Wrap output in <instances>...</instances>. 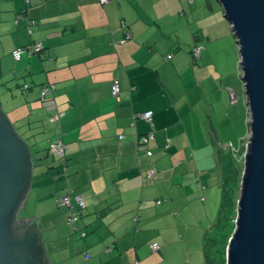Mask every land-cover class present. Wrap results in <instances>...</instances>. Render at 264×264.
<instances>
[{
    "label": "crops",
    "instance_id": "obj_1",
    "mask_svg": "<svg viewBox=\"0 0 264 264\" xmlns=\"http://www.w3.org/2000/svg\"><path fill=\"white\" fill-rule=\"evenodd\" d=\"M204 1L206 6L194 0L196 9H190L186 0H0V37H7L5 43L0 41V95L21 87L29 103L21 101L8 116L30 131L40 118L59 123L47 150L59 135L56 138L67 147L65 164L60 162L62 169L49 168L39 178L47 186L55 175V182L67 185L59 196L81 195L85 203L75 232L59 197L51 198L53 209L36 219L41 235H46L43 246L50 264H167L171 244L184 243L178 229L191 228L189 220L184 223L185 215L198 213L204 227L208 206L218 207V198L212 204L218 195V171L213 173L218 169L213 168L222 150L218 134L209 127L210 143L206 122L199 121L198 102L190 104L182 94L183 88L191 92V72L198 81L197 62L206 68V59L218 52V31L197 16L193 22L200 29H191L194 12L207 8L208 14H217L212 1ZM125 35L131 38L121 43ZM38 43L41 51L12 58L14 49ZM194 46L203 47L195 64ZM209 71L213 80L221 73L217 65ZM115 79L117 98L111 93ZM48 85L54 86L59 121L50 120L56 111L47 110L40 100L42 87ZM232 88L218 92L217 85L218 102L230 122L225 142L234 146L238 139L240 149L249 137V114L235 91L236 100L230 102ZM4 103L9 106L10 100ZM40 104L45 112H29ZM22 105L26 113L19 115L28 120L16 117ZM146 111L152 112L151 123L135 117ZM237 128L239 137L232 140ZM150 132L152 154L146 156L138 152V138ZM201 165L209 174H199L206 170ZM151 170L155 174L148 177ZM152 244L158 245L156 251Z\"/></svg>",
    "mask_w": 264,
    "mask_h": 264
},
{
    "label": "water",
    "instance_id": "obj_2",
    "mask_svg": "<svg viewBox=\"0 0 264 264\" xmlns=\"http://www.w3.org/2000/svg\"><path fill=\"white\" fill-rule=\"evenodd\" d=\"M239 47L249 137L225 264H264V0H216ZM31 153L0 107V264H50L39 222L17 219ZM13 222L15 225H13Z\"/></svg>",
    "mask_w": 264,
    "mask_h": 264
},
{
    "label": "rangeland",
    "instance_id": "obj_3",
    "mask_svg": "<svg viewBox=\"0 0 264 264\" xmlns=\"http://www.w3.org/2000/svg\"><path fill=\"white\" fill-rule=\"evenodd\" d=\"M215 9L217 10V14H208V9L204 8L201 9L200 12H194V17L191 21V29L195 33L197 30L200 29V27L197 25V23H194L193 20L195 17H199L200 23H205L210 30L218 31V52L215 53L212 57L206 59L207 67L204 68L201 66L202 62H197L196 69L200 70L197 73V79L195 78L194 73L191 72L192 75V82L193 86L187 85L189 87V90L191 91L189 94L185 92V89H182V94L188 95L190 104H194L195 102H198V106L201 109V115L199 116V121L201 124H204V121L207 125V132L210 128H213L216 130L218 134V142L217 145L226 144L227 139H230V136L227 132V125L230 123L229 118L224 114L225 111L223 109V106L218 102V99L220 97L219 93H217V85H218V92L224 91L226 86L233 87L232 89L236 92L237 96H241V106L243 110L246 108V97L244 94L243 89V82H242V71L241 67L239 66V47L235 40V37L233 36L231 26L230 24L224 19L223 11L220 7V5L216 2V0H211ZM201 3L206 6L205 1L201 0ZM189 4H186L188 6ZM190 9H196V4L189 5ZM218 20V25L214 27L212 23L214 21ZM169 22V20H168ZM183 32L184 35L188 33L187 26L184 23L183 24ZM6 38L0 37V41H4ZM193 60V59H192ZM198 61V60H197ZM201 63V64H200ZM218 66V69H221V73L218 72V78L215 77V79H212V75H209L212 71L215 69V66ZM222 65V66H221ZM222 78V79H221ZM176 80V79H175ZM220 82V84H219ZM237 82L239 87L237 88L234 83ZM178 83V82H177ZM54 87V86H53ZM180 89V87H179ZM11 90V88H10ZM19 91V92H18ZM21 87H18V89H12L11 91L5 92L3 95H0V107L1 110L5 112L7 115L8 120L10 121V124L12 125L14 132L17 134V136L28 146L30 153H31V182H30V189L28 191L26 202L22 205V207L19 209L18 217L20 220L27 219V218H35L38 221L42 219L44 210H52V206L50 205V199L55 197H60L59 194L63 193L67 190V185L62 180H59L55 182L57 179H55V175H51V181L49 182V185L46 186V182H44L43 179H40V174L44 175V172L47 171L49 168L52 170H48L50 172H53V168L62 169V165L60 163V158L58 155H54L51 153L50 149L47 150L49 145L47 144L48 138L52 137L54 134L59 133L58 127L59 123L53 124L48 122V118H40L35 123V126H32L31 131L25 130L22 126L15 125L14 122L10 120L11 116L10 108L16 107L18 104L25 103L24 101V94H21ZM8 99L10 100L9 106L5 105L4 101ZM199 101L201 102L199 104ZM29 107V103H25ZM211 104L216 106V114L212 113L211 111ZM212 105V106H213ZM202 108L205 109V112L202 111ZM41 111L45 112L44 108L41 106H37L36 108L30 109L29 112L31 114H39ZM8 112V113H7ZM17 115L19 114H25L26 109L24 105L20 106V108H16ZM200 114V112H199ZM21 120H28L27 116H21L19 115ZM24 117L26 119H24ZM236 118H239V115L237 114ZM37 119V118H35ZM211 122L213 123L211 125ZM33 125V124H32ZM28 131V132H27ZM239 129L237 128L234 132L232 140L235 137H239ZM59 136V135H58ZM58 136H55L54 139ZM208 137L211 141V136L208 132ZM53 139V140H54ZM35 141H37L35 143ZM220 143V144H219ZM240 146V141L237 139L234 141V148L238 151ZM221 148V147H220ZM219 149V148H218ZM245 149V145H244ZM242 150V147L240 148ZM217 152L220 153L218 150ZM229 152V151H227ZM66 153H65V160H66ZM243 155L244 150L242 152V163L240 165V168H243ZM219 159V156H218ZM65 164V162H64ZM218 169V165L216 163L215 168ZM201 169H206L204 172H200L199 174L207 175L210 170L206 168V166L201 165ZM219 172L218 170H215V172ZM209 174V173H208ZM242 174V172H241ZM241 176L239 179V185H240ZM221 177L218 175V195H216L215 199L212 201V204H215L217 202L218 198V207L217 205H214L212 210L208 206V211L206 210L205 215L202 218L203 226L200 225V215L197 214H186L184 223L189 220V223L191 225V228H181L178 229V232L181 230L185 236L184 243H174L171 244L170 249L168 250L166 259L167 264H207L206 257H210V259H213L214 261L211 262V264H224L221 259L220 251L221 247L220 245L213 244L214 242H210L207 247V249L204 250L203 247V241L202 236L204 235V232L209 231V229L214 224L213 222L216 219L217 213L220 210V203H221V195H222V189H221ZM229 191V190H228ZM235 196H239V189H235ZM225 200V199H224ZM224 204H226V200L224 201ZM218 208V209H217ZM73 209L76 211V208L73 207ZM84 210V209H83ZM81 210V212L83 211ZM218 210V211H217ZM226 210V209H225ZM217 212V213H216ZM75 213H78L76 211ZM236 215V214H235ZM80 219V216H79ZM77 224L79 221L76 222ZM232 228V226L230 225ZM211 235L214 234L212 230L209 231ZM42 236L43 238H45ZM208 255V256H207Z\"/></svg>",
    "mask_w": 264,
    "mask_h": 264
},
{
    "label": "trees",
    "instance_id": "obj_4",
    "mask_svg": "<svg viewBox=\"0 0 264 264\" xmlns=\"http://www.w3.org/2000/svg\"><path fill=\"white\" fill-rule=\"evenodd\" d=\"M186 2H187L186 4L191 5L193 4L194 0H191V1L186 0ZM122 23L124 22H121L120 24ZM125 27H126V24H125ZM121 28L123 27L121 26ZM126 41L127 40H125V42ZM195 48L200 49L198 58H195L193 56V51ZM202 50H203L202 46H194L192 48L191 57L193 59L194 64L199 59ZM114 81L118 82L117 79H115ZM118 86H119V83H118ZM228 93H229V90H228ZM149 142L147 143L145 149H142L141 146L138 144V147H137L138 152L141 151L146 156H151L152 153L148 149ZM226 144H230L231 147L227 146L226 148H221L222 150L219 149L220 151V153L218 152L219 159L217 157V160H218L217 165L219 169L218 175H220L221 177L220 185L222 189V195H221L220 210L217 213L215 221L213 222L214 224L209 229V231L212 230L214 234L211 235L210 232L207 231V232H204V235L202 236L204 250L207 249L208 245H210L212 242H214L213 244L215 245H218V244L220 245L221 247L220 255H221L222 262L224 264H225V248H226L228 239L234 229V220L236 216L235 215L236 214V202L238 199V196H235V189H239V179H240L241 172H242V168H240V165L242 163V152L244 150V148H242V150L239 149L237 151L232 145V143H226ZM224 199L226 200V204H224V201H225ZM13 225H15L14 222H13ZM230 225L232 226V228L230 227ZM206 261H207V264H211V262H213L214 260L210 259V257H206Z\"/></svg>",
    "mask_w": 264,
    "mask_h": 264
},
{
    "label": "built area",
    "instance_id": "obj_5",
    "mask_svg": "<svg viewBox=\"0 0 264 264\" xmlns=\"http://www.w3.org/2000/svg\"><path fill=\"white\" fill-rule=\"evenodd\" d=\"M109 0H100V2L102 4L107 3ZM191 1V0H189ZM121 26L124 28L125 24L122 23ZM130 36L129 35H125V37L121 40V43L125 42V40H129ZM42 46L40 43L38 44H33L30 48H26V47H19L16 48L12 51L11 56L14 60H18L21 56V54L23 52H28V53H35V52H39L41 51ZM199 48H195L193 51V56L195 58H198L199 56ZM171 56H168V59ZM26 88V86L24 87V89ZM54 91V87L53 85H48V86H44L41 89V103L42 105L47 109V110H52V111H56L54 114L51 115L50 120L53 121H59L60 117L62 116V113H59L56 110V104L52 98V93ZM111 93L114 97H118L119 94V86H118V82L114 81L111 87ZM229 98H230V102H235L236 100V94L234 92V90L229 89ZM135 117H138L148 123H151L152 121V112L151 111H147L144 113H139L136 114ZM154 137L153 133H148L145 135H142L141 137L138 138V144L141 146L142 149H145L147 143L152 140ZM231 147L230 144H220L221 148H226V147ZM67 147L66 145H64V143L61 141V139L56 138L55 140H53V142L50 144V151L52 154L54 155H58L60 158V162H64L65 159V153H66ZM149 154V153H147ZM154 170L148 171L147 172V176L148 177H152L154 175ZM72 203H74L77 206V211L78 213H73L72 212ZM58 204L60 206H63L65 208L68 209V214H67V223L70 226L72 232L78 231V228L76 227V222L79 221V215L81 213V210H83L85 208V203H84V199L81 195H73L71 196L69 193H66L62 196H60L58 198ZM80 236L83 238L86 236V234L84 232H82L80 234ZM150 248L153 251H156L158 249V245L157 244H152L150 246Z\"/></svg>",
    "mask_w": 264,
    "mask_h": 264
},
{
    "label": "clouds",
    "instance_id": "obj_6",
    "mask_svg": "<svg viewBox=\"0 0 264 264\" xmlns=\"http://www.w3.org/2000/svg\"><path fill=\"white\" fill-rule=\"evenodd\" d=\"M40 100H41V98H40ZM44 107V106H43Z\"/></svg>",
    "mask_w": 264,
    "mask_h": 264
}]
</instances>
